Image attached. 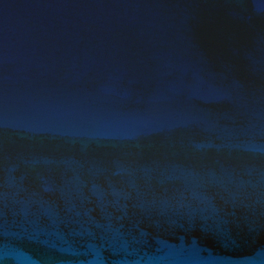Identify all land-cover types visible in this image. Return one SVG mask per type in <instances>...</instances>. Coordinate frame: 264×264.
<instances>
[{
  "label": "water",
  "instance_id": "1",
  "mask_svg": "<svg viewBox=\"0 0 264 264\" xmlns=\"http://www.w3.org/2000/svg\"><path fill=\"white\" fill-rule=\"evenodd\" d=\"M0 264H264V0H0Z\"/></svg>",
  "mask_w": 264,
  "mask_h": 264
}]
</instances>
